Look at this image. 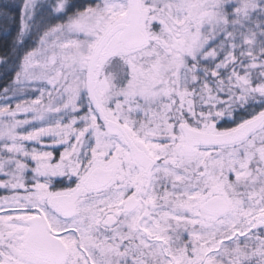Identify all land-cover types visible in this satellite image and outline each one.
Segmentation results:
<instances>
[{"label": "snow or ice", "instance_id": "obj_1", "mask_svg": "<svg viewBox=\"0 0 264 264\" xmlns=\"http://www.w3.org/2000/svg\"><path fill=\"white\" fill-rule=\"evenodd\" d=\"M0 264H264V0L0 2Z\"/></svg>", "mask_w": 264, "mask_h": 264}, {"label": "trees", "instance_id": "obj_2", "mask_svg": "<svg viewBox=\"0 0 264 264\" xmlns=\"http://www.w3.org/2000/svg\"><path fill=\"white\" fill-rule=\"evenodd\" d=\"M0 2H3V0H0Z\"/></svg>", "mask_w": 264, "mask_h": 264}]
</instances>
